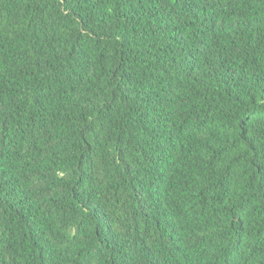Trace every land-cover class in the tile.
Here are the masks:
<instances>
[{"label":"trees","instance_id":"obj_1","mask_svg":"<svg viewBox=\"0 0 264 264\" xmlns=\"http://www.w3.org/2000/svg\"><path fill=\"white\" fill-rule=\"evenodd\" d=\"M0 264H264V0H0Z\"/></svg>","mask_w":264,"mask_h":264}]
</instances>
